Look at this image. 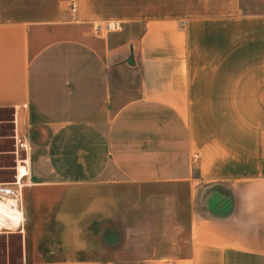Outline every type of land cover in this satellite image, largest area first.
Wrapping results in <instances>:
<instances>
[{
	"label": "crops",
	"instance_id": "crops-1",
	"mask_svg": "<svg viewBox=\"0 0 264 264\" xmlns=\"http://www.w3.org/2000/svg\"><path fill=\"white\" fill-rule=\"evenodd\" d=\"M121 3L0 0V235L21 264H264V0Z\"/></svg>",
	"mask_w": 264,
	"mask_h": 264
},
{
	"label": "rangeland",
	"instance_id": "rangeland-1",
	"mask_svg": "<svg viewBox=\"0 0 264 264\" xmlns=\"http://www.w3.org/2000/svg\"><path fill=\"white\" fill-rule=\"evenodd\" d=\"M122 3L120 6H114L113 10L120 14L129 15L130 13L136 10L137 3H133V0H121ZM141 10H148V3H144V0L141 1V4H138ZM123 23V22H122ZM122 25V24H121ZM136 29L138 26L135 27ZM10 112L7 110H0V136L7 137L10 132L9 121ZM4 150L8 151L11 149V142L3 140L2 145L0 146ZM4 164H9L8 161H5ZM10 175L6 173H0V180H9ZM0 264H21L19 260V243L18 237L13 235H0Z\"/></svg>",
	"mask_w": 264,
	"mask_h": 264
},
{
	"label": "built area",
	"instance_id": "built-area-1",
	"mask_svg": "<svg viewBox=\"0 0 264 264\" xmlns=\"http://www.w3.org/2000/svg\"><path fill=\"white\" fill-rule=\"evenodd\" d=\"M74 5H71L70 11L73 12L74 11ZM121 23L117 22V21H113V22H105L103 24V31L105 32H113V31H117L120 29ZM98 27H95V30ZM18 147L19 148H24L23 145L21 143H18ZM17 188H15V190H11L9 188H5L4 186H0V195L1 196H8L11 197L12 199H15L16 196L18 195ZM12 204V203H11ZM8 207H11V205L9 204Z\"/></svg>",
	"mask_w": 264,
	"mask_h": 264
},
{
	"label": "bare ground",
	"instance_id": "bare-ground-1",
	"mask_svg": "<svg viewBox=\"0 0 264 264\" xmlns=\"http://www.w3.org/2000/svg\"><path fill=\"white\" fill-rule=\"evenodd\" d=\"M0 226H1V224H0Z\"/></svg>",
	"mask_w": 264,
	"mask_h": 264
}]
</instances>
